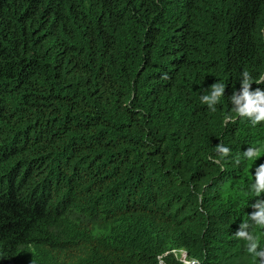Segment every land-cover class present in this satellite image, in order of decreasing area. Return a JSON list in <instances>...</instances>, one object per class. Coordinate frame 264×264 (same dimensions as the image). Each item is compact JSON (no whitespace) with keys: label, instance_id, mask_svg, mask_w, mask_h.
Segmentation results:
<instances>
[{"label":"trees","instance_id":"obj_1","mask_svg":"<svg viewBox=\"0 0 264 264\" xmlns=\"http://www.w3.org/2000/svg\"><path fill=\"white\" fill-rule=\"evenodd\" d=\"M244 71L264 0H0V264H258Z\"/></svg>","mask_w":264,"mask_h":264},{"label":"clouds","instance_id":"obj_2","mask_svg":"<svg viewBox=\"0 0 264 264\" xmlns=\"http://www.w3.org/2000/svg\"><path fill=\"white\" fill-rule=\"evenodd\" d=\"M241 88L239 91H234L231 96L233 104V112L240 118H247L255 126L264 122V90L257 88L252 90L253 81L257 84L264 83V77L253 80L247 71L241 73ZM225 85L216 82L211 85L210 93L201 96V102L207 104L208 107L215 111L216 105L225 95ZM225 122H235V118L231 115L225 116ZM217 153L223 157L230 155L231 149L224 146L222 143L216 146ZM264 153V148L250 147L244 151V157L249 161H254ZM235 163H240V158L235 159ZM251 189L256 197V203L252 205L258 211L250 214V219L253 225L259 228H264V164L259 165L255 171V182L251 185ZM246 222L242 223L239 229L235 232L238 239L244 240L246 251L251 254L254 261L258 260V264H264V249L260 248V238L253 234L249 229L253 226ZM259 249V250H258ZM184 251V250H183ZM185 255V254H184ZM183 255V256H184ZM179 258V257H178ZM159 259V257H158ZM195 262V263H193ZM200 264L198 261H181V264Z\"/></svg>","mask_w":264,"mask_h":264},{"label":"rangeland","instance_id":"obj_3","mask_svg":"<svg viewBox=\"0 0 264 264\" xmlns=\"http://www.w3.org/2000/svg\"><path fill=\"white\" fill-rule=\"evenodd\" d=\"M179 253H180L181 255H184V254H185V251H183V250H179Z\"/></svg>","mask_w":264,"mask_h":264},{"label":"built area","instance_id":"obj_4","mask_svg":"<svg viewBox=\"0 0 264 264\" xmlns=\"http://www.w3.org/2000/svg\"><path fill=\"white\" fill-rule=\"evenodd\" d=\"M193 263H195V262H193Z\"/></svg>","mask_w":264,"mask_h":264}]
</instances>
